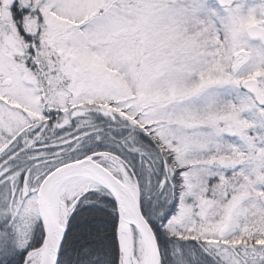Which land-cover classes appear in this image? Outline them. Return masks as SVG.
I'll use <instances>...</instances> for the list:
<instances>
[{"label":"snow or ice","instance_id":"snow-or-ice-1","mask_svg":"<svg viewBox=\"0 0 264 264\" xmlns=\"http://www.w3.org/2000/svg\"><path fill=\"white\" fill-rule=\"evenodd\" d=\"M0 264H264V0H0Z\"/></svg>","mask_w":264,"mask_h":264}]
</instances>
